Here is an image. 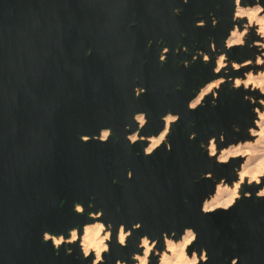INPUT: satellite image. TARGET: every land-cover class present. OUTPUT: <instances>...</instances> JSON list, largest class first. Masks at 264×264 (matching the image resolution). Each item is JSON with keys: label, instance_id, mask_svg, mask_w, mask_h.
Returning a JSON list of instances; mask_svg holds the SVG:
<instances>
[{"label": "water", "instance_id": "95a60500", "mask_svg": "<svg viewBox=\"0 0 264 264\" xmlns=\"http://www.w3.org/2000/svg\"><path fill=\"white\" fill-rule=\"evenodd\" d=\"M236 11L237 0H0V264H94L80 238L56 247L45 235L81 236L96 220L111 231L96 264L135 263L143 237L162 251L188 228V253L206 254L197 264H264V178L205 209L243 156L220 161L202 145L250 137L258 103L246 96L264 93L227 81L191 105L204 84L244 72L216 70L218 53L258 51L255 27L228 44L247 21ZM169 113L168 142L146 152L148 140L130 138L158 135ZM159 256L146 264H165Z\"/></svg>", "mask_w": 264, "mask_h": 264}, {"label": "rangeland", "instance_id": "374dc122", "mask_svg": "<svg viewBox=\"0 0 264 264\" xmlns=\"http://www.w3.org/2000/svg\"><path fill=\"white\" fill-rule=\"evenodd\" d=\"M237 4H238V6H237L235 18H237V19L246 18L247 21L243 23L242 27H240L239 25H236L234 27L233 30H239L241 32V40L236 42V43H245L246 38H248V36L250 34L251 27H255V29H256L255 33L258 35V37L255 38V40L253 41L252 44L257 46L258 51L255 53V55H253V56L250 55L248 58H246L243 61L229 60L225 54L218 53L217 54V68H216V70H218L222 67H226L228 65H232V66H234V68H242V69L244 68L245 70L242 74L236 75L235 77H228L227 78L225 76H220L219 78H216V79L204 84L200 88L198 94L201 91H203V89L207 86H209L208 91L204 92V94L200 98L201 100L198 101L194 106L201 103L207 94L214 93L215 95H217V89L220 88L221 85L227 81H228L229 86L231 88L244 87V88H249V89H258L264 93V8L259 3L254 4V5H251L249 3L242 5V4H240V0H238ZM243 11H244V13H243ZM253 15H255V17L252 20ZM230 37H231V35L228 38V44H235V43L229 42ZM184 48L187 49V47H184ZM197 54L202 55L204 57V60L209 59V55L206 54L205 52H203L202 50H199L196 52L195 58H197ZM205 56H207L206 59H205ZM222 56H223V59L221 60V64H219V59ZM246 98L251 99L252 102L258 103L256 105V108H255V111L257 112V116H256V119L254 120V124L247 128V132H249L251 136L246 138L245 140H240L237 143H233L228 147H222V148L218 147V144L216 142L215 137H213L211 139L209 144H206L205 142L202 143L203 147L205 149H207L210 152V154H216L220 161H227L232 156H243L242 165L239 169H237L238 178L236 180H234L233 182H228L225 179H223L218 183V185H221L223 187H226V186H229L231 188L232 187L233 188L239 187L238 193L232 199V202L229 205L234 203L236 198H239L242 196V191L244 190L243 184H245V183L252 184L254 182H262V180L264 178V97L257 98L254 95H248V96H246ZM140 114H143V113L137 114L136 118ZM171 115H173L175 117L174 119H171V123L175 120H178V116L175 114H172V113H169L166 117L171 116ZM144 117H145V115H144ZM137 120H138V118H137ZM144 122H146V118H145ZM143 123H140V124L142 125ZM170 126H171V124H170ZM169 132H170V129H169ZM169 132L167 133V136L163 142H168ZM134 134L136 135V139L132 138V136ZM134 134L130 135V138L132 140L144 138V139L149 141L150 137L152 136V135L151 136H140L138 131L135 132ZM102 136H103V133H102ZM212 141H214V143H215L214 149L211 147ZM163 142H161L159 145H161ZM231 148H232V150H234V153L231 154L230 156H228L227 158L222 157V153L224 151L231 149ZM237 149H239V150H237ZM218 185H217V187H218ZM263 188H264V186L260 189V191ZM260 191H259V194L263 195V193H260ZM216 192H217V188H216ZM216 192L214 194H216ZM245 193L249 194V191L246 190ZM214 194H212L210 197H212ZM229 205H227V206H229ZM221 206L226 207L225 205H217L214 208L221 207ZM93 215L97 216V214H95V213H93ZM96 222H99V220H96L95 222H92V223H96ZM92 223H88V224H92ZM88 224H86V225H88ZM74 229H77V228H74ZM71 230H70V233H71ZM77 232H78V229H77ZM110 234H111L110 229H108L103 223L102 235H103V237H106L104 239V242L106 243V247H107V249H104L103 251L108 250L109 245H108L107 240L110 238ZM60 235H62V234H60ZM70 236H71V234H70ZM70 236L68 238H65L63 236V238H64L63 242H68V243L72 242L70 240ZM185 236H186V231H185L184 235L180 238H177V239H175L174 237L166 238V248L163 251H161L160 255L164 252H170V249L168 247V241L169 240H172L175 242H180V241L184 240ZM80 237L81 236H79V234H78V238H80ZM145 238H147V237H143L142 241H141V245L144 247V252L142 254H139V253L135 254L134 257L136 259V262L132 263V264H136L138 262V257L144 256V255H147V257H148V260L146 263L150 262V255H151L153 248H155L156 251L160 252V250H158L157 246H155L147 238L149 241L150 251L148 254H146V246L143 243V240ZM194 238H195V236L192 237L185 244L186 245V252L189 256H192L193 254H197L196 251H194V253L192 255L188 253V245L193 241ZM74 241H76V240H74ZM80 242H81V239H80ZM83 252L85 255H87L90 252H94V251L91 250L89 252H85L83 250ZM204 253L205 252H203V254ZM202 255H201V257H199V255H198V258L199 259L202 258ZM159 258H160V256H159ZM102 259H103V257L101 256V258L98 260V262ZM98 262H94V264H96ZM197 263H198V261H197ZM197 263H195V264H197ZM125 264H127V263L125 262Z\"/></svg>", "mask_w": 264, "mask_h": 264}, {"label": "bare ground", "instance_id": "6f19581e", "mask_svg": "<svg viewBox=\"0 0 264 264\" xmlns=\"http://www.w3.org/2000/svg\"><path fill=\"white\" fill-rule=\"evenodd\" d=\"M254 17L255 15L252 16V20L254 19ZM240 40H241V32L239 30H233L231 32V37L229 39V42L230 43L238 42ZM221 60L222 58H220L219 64H221ZM205 90H207V87H205L203 91L199 93V96L197 99H195L193 102L191 101L192 102L191 105H195L198 101L201 100L199 99V97L204 94ZM137 118L140 121V123H143L145 121V117L143 114L138 115ZM174 118L175 117L173 115L166 117L165 128L158 135H152L150 137L148 141L149 143L146 147V152H151L154 148H156V146H158L161 142L165 140L167 133L169 132V129H170L171 119H174ZM109 131H110L109 129H104L102 131L103 136L107 137V135L109 134ZM132 138L136 139V135L134 134ZM214 146H215V143L214 141H212L211 147L213 149H214ZM233 153H234V150H232L231 148L227 151H224L222 153V157L227 158ZM238 191H239V187L231 188L229 186L223 187L221 185H218L216 194H214L212 197H210L209 199L205 201V205H204L205 209H212L217 205H225V206L229 205L232 202V199L238 193ZM260 193L264 194V188L260 191ZM76 208L79 211L83 210V206L80 203H77ZM102 231H103V223L99 221L96 223L85 225L84 232L80 237L81 239L80 244L82 246V249L85 252H89L91 250L94 251V254H95L94 262H98V260L102 256L103 250L107 249L106 243L104 242V239L106 237H103ZM128 233L129 232H126L124 228L121 227L120 232H119L120 242L124 243L126 241V237ZM70 234H71L70 240L72 242L74 240H77L78 238L77 229H72ZM194 236H195V232L192 229L188 228L186 230V236L183 241L175 242V241L169 240L168 247L170 249V252L162 253L159 258L160 262L166 263V264H195L197 263V261L199 260L198 255L193 254L192 256H189L186 252V245H185ZM45 238L46 239L51 238L53 240V243L56 245V247H59L62 244L63 239H64L62 235H54L49 232L46 233ZM143 243L146 246V254H148L150 251L148 239L145 238L143 240ZM205 258H206V254L204 253L202 255V259H205ZM147 260H148L147 255L138 257V262L136 264H145ZM118 264H125V262L119 261Z\"/></svg>", "mask_w": 264, "mask_h": 264}, {"label": "flooded vegetation", "instance_id": "af4514ba", "mask_svg": "<svg viewBox=\"0 0 264 264\" xmlns=\"http://www.w3.org/2000/svg\"><path fill=\"white\" fill-rule=\"evenodd\" d=\"M198 24H204V21H203V20H201V21H199V22H198ZM165 51H166V50H165ZM162 58H163V54H162ZM236 130H239V127H236ZM230 145H231V144H230ZM230 145H229V146H230ZM151 242H152V243H153L155 246H157V245H158V243H157V242H155V241H151ZM163 250H164V249H163ZM163 250H162V251H163ZM152 251H153V253H154V254H157V255H160V253H161V251H160V252H159V251H156V249H155V248H153V250H152ZM143 252H144V251H143Z\"/></svg>", "mask_w": 264, "mask_h": 264}, {"label": "crops", "instance_id": "0c3cea01", "mask_svg": "<svg viewBox=\"0 0 264 264\" xmlns=\"http://www.w3.org/2000/svg\"><path fill=\"white\" fill-rule=\"evenodd\" d=\"M237 2H238V1H237ZM231 43H236V42H231ZM163 57H164V56H163ZM206 58H207V56H205V59H206ZM221 58L223 59V56H222ZM219 60H220V59H219ZM208 87H209V86H207V90H205V91H208ZM198 96H199V94H198ZM198 96L196 97V99L198 98ZM201 97H202V96H200L199 99H200ZM193 101H194V100H193ZM193 101H192V102H193ZM192 102H191V103H192ZM192 106H194V105H192Z\"/></svg>", "mask_w": 264, "mask_h": 264}, {"label": "built area", "instance_id": "2783aa9c", "mask_svg": "<svg viewBox=\"0 0 264 264\" xmlns=\"http://www.w3.org/2000/svg\"><path fill=\"white\" fill-rule=\"evenodd\" d=\"M167 50V49H166ZM163 56L165 57V54L163 53Z\"/></svg>", "mask_w": 264, "mask_h": 264}]
</instances>
